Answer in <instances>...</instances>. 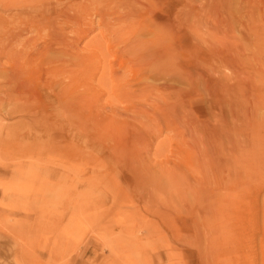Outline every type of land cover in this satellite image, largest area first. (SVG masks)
<instances>
[{
    "label": "rangeland",
    "instance_id": "obj_1",
    "mask_svg": "<svg viewBox=\"0 0 264 264\" xmlns=\"http://www.w3.org/2000/svg\"><path fill=\"white\" fill-rule=\"evenodd\" d=\"M153 1L161 5L151 8L157 17L163 16L162 8L171 18L179 14L174 12L180 0ZM197 1L191 2L195 10L209 2ZM262 3L264 6V0ZM128 4V0H0V264H127L118 256L122 248L115 246L132 236L150 242L129 252L136 255L132 264H232L233 259V264H264V164L255 153L243 166L240 156L236 165L243 167L237 171H244L247 187L232 179L236 165L223 166L213 174L209 171L210 183H216L211 192L214 203L210 209L189 208L196 194L184 197L178 179L183 175L190 181L199 180L204 173L196 167L186 170L181 140L163 128L159 134L160 127L146 119L150 108L144 101L160 92L154 88L139 96L127 88H135L142 79L131 45L146 42L142 38L148 43L159 41L150 36L154 24L151 9H145L149 4L145 6L143 0ZM17 10L24 12L17 16ZM263 13H258L263 16L261 22L255 16L258 25L264 22ZM182 16L186 18L183 23ZM159 20L154 21L156 26H167L158 24ZM196 21L191 24L190 12L183 11L171 22V61L180 57L175 42L180 35L187 34L183 39L187 48L193 49L194 42L203 43L196 41L191 27L205 34L207 26ZM234 32H240L237 25ZM234 41L230 43L233 50L227 52L229 58L249 63L253 42ZM48 47L53 50L46 52ZM257 53L258 63L264 65V51ZM191 59L183 65L190 69L193 62L194 69L198 60L203 61L207 74L194 75L188 85L185 80L182 89L185 94L190 92L192 101L196 100L192 103L202 113L198 115L204 117L203 112L208 114L210 108L202 89L204 81L212 82L215 76L229 83V91L222 88L211 100L217 107L218 97L226 100L235 88L238 74L213 61L200 46ZM76 68L80 81L73 84L84 103L72 110L67 107L68 93L60 89L70 84L63 72ZM242 71V77L248 72L253 81L242 93L244 103L240 99L250 112L253 83L258 101L263 100L260 93L264 89L258 83H264V66ZM99 73L104 74L107 88L131 92L107 95L104 86L96 92L89 86L91 77L95 74L98 79ZM210 87L209 91H215ZM85 103L90 108H84ZM260 108L264 110V100ZM260 110L247 119L240 117L238 125L235 122L238 135L264 136V111ZM259 144H255V152ZM213 177L217 182H212ZM220 213L227 215L222 218L227 225L219 231L223 252L216 254L206 244L210 238L203 225Z\"/></svg>",
    "mask_w": 264,
    "mask_h": 264
},
{
    "label": "bare ground",
    "instance_id": "obj_2",
    "mask_svg": "<svg viewBox=\"0 0 264 264\" xmlns=\"http://www.w3.org/2000/svg\"><path fill=\"white\" fill-rule=\"evenodd\" d=\"M159 1L165 2L166 0H159ZM183 1L184 0L176 1V4L178 6L175 7L176 9H175L174 13H176L178 11L179 12L178 15L176 14L175 16H172V18H171V15L167 11V9L162 8L160 10V12H162L164 14L160 18V17H157L155 15V10L157 8L161 7V5L158 2H154L153 0H143V3L145 6L147 4H149L145 7V9L150 10L154 5V9H155L154 12L152 11L153 8L151 9V11H152L151 22L154 25H152L150 27L151 28L150 36L153 38L154 37L158 38L159 41L148 43L146 38H142L146 42H143L141 44H137L136 42H134V44L131 45V48L135 51V55L137 57L135 62L137 65V70H139L138 72H140V78H142V79L137 81L138 84H136L137 86L135 88H130V87H127V88L137 92V94L139 96H142L146 93L150 94L151 92H153L154 88L156 91L160 92L161 95L158 93V95H155V97L153 99H152V97L148 98V99H151V101L150 100L148 101L146 98H144V99H146L144 102L150 108V111H146V113H145L146 119H149V121H152V124H155V125L160 127L159 134H161L163 132L162 131V128H163V130H165L167 134L168 133H174L176 135V137H178L177 139L181 140V143H180V145L182 147L181 149H185V151H186L185 154L181 155L184 158L187 157L186 163H187L188 167L185 168L186 170H189V167H192V168L196 167L202 173H204L202 176L203 178H201L199 180H191L190 181V180H188L187 176H183V175H182L183 178L181 177L182 179H178V181L187 182L186 185L182 184L181 182L178 184V186L182 188L181 192H182L184 197H187L186 196L187 194H192L193 196L196 194V196H194L195 198H194V204L192 205L193 207L191 206L189 208H191V209L194 208L197 210L200 207H202V208L208 207L209 208V206L214 203V200H212V198H211V192L213 190L212 187L215 186L216 183L211 184L210 178H209L210 177L209 175L213 174V172H218L221 167L224 168L223 166H227V165L228 166H230V165L235 166L236 163H240L239 162V158H241L240 156L244 157V164H243V166H244L246 163H248L247 160H251V158L253 157V155L255 153L259 157L258 162L264 164V136H257V135H252V134H250V135L245 134L244 136H242L240 134L238 135V132H237L238 130L234 126L235 122L240 117L247 119L248 117H250L252 115H256L258 113V111L261 109L260 105L263 104L264 92L260 93V97L263 98V100H260V102H262L260 104V102L258 101L259 97L256 93V87L257 86L254 83H253V89H252L250 102H249L250 106H251L250 112L248 111V109H250V108L247 109L242 104V101H240V99H243L242 93H243L244 89H246V87H249V85L253 82L252 78L248 72H246L244 77H242L244 74V73L241 74V72H243L242 70L247 69V68H251L254 71H256L257 69H259V70L261 68L263 69V66H264L263 64L258 63L260 58H259L258 53H257L259 51H261V52L264 51V29H263V25H262L264 22L261 25H258L257 21H256L257 17L255 20L256 14L259 18L260 15H258V13L259 14H260V12L263 13L264 6L262 3L263 0H241L242 4H239L237 1L235 2V0H209V2H207L205 5L203 4V6L201 8L195 10L194 7H192V3H191L193 0L188 1V3L185 2V4L182 3ZM198 1H201V0H198ZM128 2L130 4L131 0H128ZM182 4H183L184 8L181 9L180 6ZM189 4H190V7H189ZM133 9H135V8H133ZM136 11L138 12L137 9H136ZM183 11H184V13H185V11L186 12L188 11V13L190 12L191 24L194 23L196 20L203 21L204 23H206L207 28L205 30V34L202 31L199 32L197 30V28H195L196 26L191 27V32L194 34V36H196L195 37L196 41L201 40L203 42L202 44L205 45V46H203L202 44L196 43L197 46L199 45L202 49L205 48L208 51L209 56H210V58H212L213 61L218 60V61L226 64L227 66H229V69L236 71L238 74V79H237L236 83L234 84L235 88L237 86L238 90L235 88H232L231 93L228 94V98L226 100L222 99L221 96H219L217 99L218 100L217 107L213 105L211 100H215V99H213L214 96L220 95V91L222 88L225 91H229V90H227V88L229 87V83H226V79L220 78V77L215 78V76H213L212 82L207 83L206 80L204 81V83H203L204 85H203L202 89H203V92L205 93V96L207 97V99L210 100L208 102L209 103L208 108L210 106V108L208 110V114H205L203 112V114L205 115V116L203 115L204 117H201L198 115V114H200L199 109H197L195 107V104H193L196 100L192 101V99L190 98L191 97L190 92L188 91L185 94L182 87H184V81L187 80V85H188L189 79H191L194 75H198L199 77L202 76L204 71L207 70L206 63L203 61L199 62V60H198L197 63L195 64L194 69L199 70V71H198V73H194L195 71L192 67L193 62H192V64H190L191 65L190 69L183 65V62H185V61L190 63V60H192L190 58V56H189V58L187 56H186V58H184V57L181 58L182 54L180 52V57L176 58L175 55L173 54L175 58H173V61H171L172 58L169 55L170 50H172V48H173V47H171V45H170L171 43L168 39L169 38L168 35L171 33L170 24L175 19V17L176 18H179V16L181 17V15L183 14ZM22 12H24V10H21V11L17 10V12H15L14 14L19 16ZM171 14H173V13H171ZM261 16H262V14H261ZM261 16H260V18H261ZM156 18H157V20L160 19L158 21V24H160V25H164V24L166 25L167 24V26H159V27L156 26L154 23ZM262 18H263V16H262ZM262 18L260 19V22L262 21ZM181 21L183 23L184 21H186V18H184L182 16ZM181 21L178 19L179 23H181ZM235 25H237L240 28L239 33L234 32ZM200 26H201V24H200ZM259 29H261V30L263 29L262 32H259ZM243 31H245V32H243ZM172 32H174V30H172ZM161 39L164 40V42ZM238 39H244L245 41L250 40L251 43L253 42L252 43L253 48H252L251 53H252V57L254 60L253 59L251 61L249 60V63L243 64V63H241L240 59L237 57L229 58V56L227 55V52H230L231 50H233L232 48L230 49V43L232 44L235 42L234 40H238ZM242 42H243V40H242ZM245 46H246V44H245ZM243 47H244V45H243ZM182 48H184V46ZM52 50L53 49L51 47H48L46 52L52 51ZM54 53H56V52L54 51ZM176 53H177V51H176ZM231 53H229V54H231ZM236 59H238V60H236ZM174 60H175V62H174ZM181 63H182V65H181ZM201 65L204 66V67H202L203 69L200 68ZM55 69H56V67H55ZM63 73L66 74V76L69 78V81H70V84L63 85L62 86L63 89H60L61 91L68 93V96H67L68 101H66V102H68L69 105L67 107L72 108V110L79 109L82 106V103H84V97L82 94L76 92V87L73 83L74 82L77 83L80 81V79H78L80 72H78V69L76 68L72 71L63 72ZM96 73L97 72H95V74ZM205 73L207 74V71ZM211 73H213V72H211ZM95 74L91 77L92 78L91 84L89 86L92 89L98 90L102 86H104V88L107 89V95L116 94V91H120L121 94H126L125 92H128V91L131 92L128 89H126V90L117 89L116 90V89H113L112 87L107 88L108 86L104 82V78H105L104 74L99 73L98 79L95 78ZM147 79H150V81H148ZM258 84L260 86V89L263 90L264 89V83L260 82ZM210 85H213L215 91H212V90L209 91V89H211ZM194 89L197 90V88H195V87H194ZM97 90H96V92H97ZM200 92H202V91H200ZM59 96L61 98L60 94H59ZM99 98L101 99L102 97H99ZM219 98H221V100H219ZM237 99H239V101H237ZM146 101H148V102H146ZM244 101H245V99H243V103H244ZM83 107L84 108L85 107L90 108V106L86 105V103H85V106H83ZM255 109H257V112ZM151 110H152V112H151ZM262 110H260V111H262ZM23 115H24V113H23ZM28 117H30V116H28ZM73 118H75V117H73ZM236 124L238 125L240 123L236 122ZM247 124H249V122ZM247 129H248V127H247ZM220 131L222 134H220ZM36 132H37V130H36ZM34 133H35V131H34ZM71 135H76V134L72 133ZM122 139H124V138H122ZM154 139H156V138H154ZM85 141L87 143L90 142L89 139H87ZM255 141L260 143L259 146L257 147L258 150L256 149V152L254 151V148H256L255 144L257 143ZM138 142H139V140L137 141V143ZM137 143H136V145H137ZM132 146H134V145H132ZM100 147H102V146H100ZM139 160H141V159H139ZM253 163H251V164H253ZM258 165L259 164H254V166H256V167ZM239 166L241 167L242 164L241 165L237 164L234 167L235 170L234 169H233L234 171L231 170L232 171L231 177L234 176V177H232V179L234 178L235 181L241 182L243 187H247V185H245V184H247V182H249V181H247V178H245L242 175V173L244 171L243 172H240V170L237 171V167H239ZM251 167H249V169ZM259 167H260V165H259ZM256 169L251 170V171L254 172ZM183 171H184V169L179 170V172H181L180 174H183L182 173ZM209 171L211 174L208 175ZM253 172H252V174H253ZM259 172H260V170H259ZM190 173H192V172H190ZM199 175H201V174H199ZM223 179L224 178H222V180ZM261 179L264 180L263 177ZM234 180H229V181H234ZM131 181H132V178H131ZM167 181H169V180H167ZM173 182H175V181H173ZM212 182H217V181L214 178ZM218 183H219L218 186H221L220 182H218ZM148 194L151 195L152 193L148 192ZM149 196L147 198H149L148 200H151ZM157 196H159V195H157ZM156 199H158V197ZM173 199H176V198H173ZM181 200H182V198H181ZM196 203H198V206H194ZM184 207L185 206H183V208ZM184 211H185V209H184ZM192 213H194V212H192ZM224 216H227V215L220 213L219 216L217 217V219H214L213 222H210L209 224L203 225V228H204L203 231H206L209 235L208 238H210V241L208 239V242L206 241L207 242L206 244H207L208 248L211 249L212 251H214V253H216V254L223 252L222 248L224 246V244H223L224 240L223 241L221 240L219 231L222 228H225L227 225V221L224 222L222 219ZM205 219H207V218H205ZM125 222H126V220H125ZM126 227H127V225H126ZM128 228H130V227H128ZM123 232L126 233V229H123ZM223 234H224V232H223ZM121 236H122V234H121ZM127 236H129V235H127ZM193 236H195V235H193ZM132 238L134 239L133 236L131 238L130 237H127L126 239L124 238V241L121 242L122 243L121 245L116 244L117 246H115L116 248L118 246H120L122 248V250L119 248L118 256L121 257L123 260H125L127 264H132L133 258L136 257L135 254L129 253L131 250L138 248V247H143L145 245H149V243H150L149 241H148V243L143 242L141 240L142 238L140 239L138 237H135V239L133 241H131L130 239H132ZM235 259H236V257H235ZM233 260L231 262L232 264L235 263ZM110 262H112V261H110Z\"/></svg>",
    "mask_w": 264,
    "mask_h": 264
},
{
    "label": "crops",
    "instance_id": "obj_3",
    "mask_svg": "<svg viewBox=\"0 0 264 264\" xmlns=\"http://www.w3.org/2000/svg\"><path fill=\"white\" fill-rule=\"evenodd\" d=\"M186 35L187 34H184V35H180V39H178L177 41H175L176 42V44L180 47V51H181V54L185 57V56H187L188 58H189V56L192 58L193 57V55H194V51H196L197 50V47H199V46H197V44L194 42V40L192 39V41L194 42V50L190 47V48H187V46H186V44H185V42H183V39L186 37ZM184 46V48H182L183 46ZM190 60V59H189ZM188 61V60H187ZM191 61V60H190Z\"/></svg>",
    "mask_w": 264,
    "mask_h": 264
}]
</instances>
